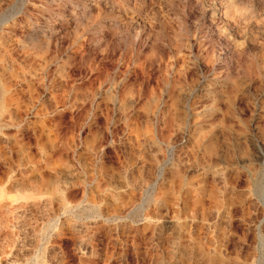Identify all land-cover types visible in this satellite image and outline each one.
I'll use <instances>...</instances> for the list:
<instances>
[{"label":"rangeland","instance_id":"1","mask_svg":"<svg viewBox=\"0 0 264 264\" xmlns=\"http://www.w3.org/2000/svg\"><path fill=\"white\" fill-rule=\"evenodd\" d=\"M263 171L264 0H0V264H264Z\"/></svg>","mask_w":264,"mask_h":264},{"label":"bare ground","instance_id":"2","mask_svg":"<svg viewBox=\"0 0 264 264\" xmlns=\"http://www.w3.org/2000/svg\"><path fill=\"white\" fill-rule=\"evenodd\" d=\"M259 191H260V195H261V199H262V201L264 202V171H263V174H262V178H261V182H260V184H259ZM3 194H4V192H3ZM4 197V196H3ZM2 206V205H1ZM5 211H7V210H5ZM10 212V211H9ZM3 219V218H2ZM2 219H0V221L2 220ZM2 222H4L3 220H2ZM9 222V221H8ZM10 225V224H9ZM0 231H1V229H0Z\"/></svg>","mask_w":264,"mask_h":264}]
</instances>
